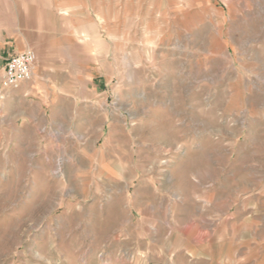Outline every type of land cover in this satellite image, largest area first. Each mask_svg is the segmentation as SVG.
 Segmentation results:
<instances>
[{"label": "rangeland", "instance_id": "374dc122", "mask_svg": "<svg viewBox=\"0 0 264 264\" xmlns=\"http://www.w3.org/2000/svg\"><path fill=\"white\" fill-rule=\"evenodd\" d=\"M95 8L68 113L38 130L0 100V264H254L264 0Z\"/></svg>", "mask_w": 264, "mask_h": 264}, {"label": "crops", "instance_id": "0c3cea01", "mask_svg": "<svg viewBox=\"0 0 264 264\" xmlns=\"http://www.w3.org/2000/svg\"><path fill=\"white\" fill-rule=\"evenodd\" d=\"M95 4L96 0H0V86L9 56L35 54L32 79L10 91L8 103L30 102L19 105L15 113L38 130L51 126L57 112L68 113L67 108L57 109L54 99L79 97L78 79L73 78L79 67L88 74L91 66L94 74ZM249 211L253 217L247 221V237L256 250L254 264H264V212L256 203ZM260 217V222L252 219Z\"/></svg>", "mask_w": 264, "mask_h": 264}, {"label": "built area", "instance_id": "2783aa9c", "mask_svg": "<svg viewBox=\"0 0 264 264\" xmlns=\"http://www.w3.org/2000/svg\"><path fill=\"white\" fill-rule=\"evenodd\" d=\"M35 63L36 56L31 51L14 54L6 59L0 86V100H4L6 94L32 79Z\"/></svg>", "mask_w": 264, "mask_h": 264}]
</instances>
